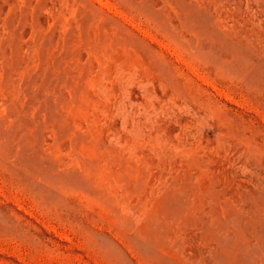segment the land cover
<instances>
[{
    "label": "rangeland",
    "instance_id": "1",
    "mask_svg": "<svg viewBox=\"0 0 264 264\" xmlns=\"http://www.w3.org/2000/svg\"><path fill=\"white\" fill-rule=\"evenodd\" d=\"M0 264H264V0H0Z\"/></svg>",
    "mask_w": 264,
    "mask_h": 264
}]
</instances>
